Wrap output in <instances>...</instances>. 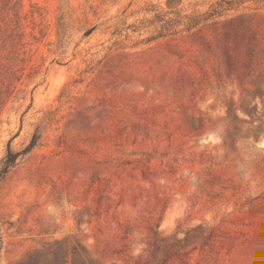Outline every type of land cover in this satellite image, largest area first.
I'll use <instances>...</instances> for the list:
<instances>
[{"label":"rangeland","instance_id":"374dc122","mask_svg":"<svg viewBox=\"0 0 264 264\" xmlns=\"http://www.w3.org/2000/svg\"><path fill=\"white\" fill-rule=\"evenodd\" d=\"M215 1L0 0V264H264V0L167 19Z\"/></svg>","mask_w":264,"mask_h":264},{"label":"trees","instance_id":"16d2710c","mask_svg":"<svg viewBox=\"0 0 264 264\" xmlns=\"http://www.w3.org/2000/svg\"><path fill=\"white\" fill-rule=\"evenodd\" d=\"M242 3L243 0H217L215 1V4L211 5V8L205 10L203 13L183 14L180 9H177L176 11L169 13L170 16L167 15V19L177 20L178 25H183L184 30H190L191 28L199 25L201 22L221 16ZM169 20H167L166 23H168ZM12 160L13 154L9 153L8 157L4 161V168L0 169V178L6 172L8 165L12 162Z\"/></svg>","mask_w":264,"mask_h":264}]
</instances>
